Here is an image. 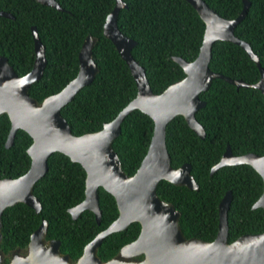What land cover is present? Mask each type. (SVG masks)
I'll return each instance as SVG.
<instances>
[{
  "label": "trees",
  "instance_id": "trees-1",
  "mask_svg": "<svg viewBox=\"0 0 264 264\" xmlns=\"http://www.w3.org/2000/svg\"><path fill=\"white\" fill-rule=\"evenodd\" d=\"M59 9L37 0H0V10L14 16H0V56H5L13 71L22 76L34 58L31 26L37 30L44 47L42 75L27 88V94L39 104L44 97L58 92L77 72V53L87 35L95 39L91 58L96 66L93 79L81 87L60 108L72 134L94 132L111 121L134 97L136 88L125 62L112 41L103 33V24L115 0H55ZM226 20L235 19L243 8L242 0H204ZM245 18L235 27L234 35L246 42L259 60L264 73V0H247ZM126 4L117 15L119 30L136 41L130 51L140 65L150 90L158 94L169 84L184 77L181 67L171 59L178 56L192 61L202 44L205 24L186 0H123ZM209 70L222 76L255 84L259 73L242 48L223 40L215 41ZM204 106L194 112L202 126L199 138L181 115L165 125L164 143L169 164L176 168L188 163L197 189L159 180L155 193L178 212L177 224L185 238L196 237L211 242L217 229V204L224 192L231 198L226 212L227 243L244 234L264 232V211L251 209L261 194L258 174L247 165L224 166L209 174L226 146L233 156L251 153L264 155V99L258 90L235 88L213 78L198 94ZM9 121L0 115V179H15L29 167L26 148L29 135L17 129L9 148L4 144ZM152 133V121L138 109L127 113L119 123V133L112 140L120 168L132 175L144 156ZM84 170L59 152L46 159V171L32 185V194L40 209L16 203L0 215V252L2 264L14 253L25 254L29 235L41 219L46 221L44 238L57 239L59 251L74 262L83 246L117 216L111 194L97 188L100 212L96 224L93 213L82 210L72 218L68 208L84 196ZM139 224L130 222L124 229L106 235L96 249L101 261L115 256L119 248L132 241ZM139 255L137 258H141Z\"/></svg>",
  "mask_w": 264,
  "mask_h": 264
},
{
  "label": "water",
  "instance_id": "water-1",
  "mask_svg": "<svg viewBox=\"0 0 264 264\" xmlns=\"http://www.w3.org/2000/svg\"><path fill=\"white\" fill-rule=\"evenodd\" d=\"M37 1L60 8L55 0ZM186 1L205 24L202 44L192 61H185L178 56L171 57L181 67L184 77L155 94L149 88L143 68L130 54L136 41L124 35L117 26L118 12L126 4L123 0H115L114 7L105 18L103 33L112 41L118 55L128 67L136 92L111 121L103 123L94 132L72 134L59 112L95 75L96 66L91 58L95 39L92 36L87 35L78 50L76 75L58 92L44 97L39 104L27 94L28 86L40 78L45 64L44 47L36 28L31 26L34 58L28 72L18 76L6 57L0 56V115L5 114L9 121L4 147L7 149L11 146L17 129L25 131L31 138L26 148L30 159L28 169L15 179H0V215L6 207L16 203L29 206L34 212L39 211L40 204L32 194V185L45 173L46 159L52 152L62 153L71 161L79 163L85 173L83 199L67 209L72 218L88 209L93 213L95 223H99L98 187L112 195L118 211L116 218L83 246L74 262H71L67 254L59 251L57 239L44 238L46 221L41 219L29 235L25 254H12L7 264H264V232L244 234L231 243L226 241V212L231 198L229 191L224 192L217 204V229L211 242L196 237L185 238L177 224L179 212L171 204L159 199L155 193V186L161 179L188 189H197L189 173L188 163H182L176 168L170 166L164 131L166 123L172 117L181 115L199 138L204 137L203 128L194 118V112L204 106V101L198 98V94L208 88L213 78H220L236 89H256L264 99V73L259 60L250 46L234 35L235 27L246 16L249 2L242 0L243 8L239 15L233 20H226L204 0ZM0 16L14 18L12 14L2 10ZM218 40L232 43L244 50L259 73L255 84L230 79L209 70L207 64L211 58L212 45ZM133 109L150 117L152 133L138 167L132 175L127 176L120 168L111 142L119 133L120 121ZM234 165H247L260 177L261 194L251 209L260 208L264 211V155L247 153L233 156L226 146L219 161L210 167L209 174L221 167ZM133 221L139 224L137 236L122 245L115 256L101 261L96 255V249L102 239L111 232L124 229ZM120 254L132 259L121 260ZM139 255L142 257L137 258Z\"/></svg>",
  "mask_w": 264,
  "mask_h": 264
},
{
  "label": "rangeland",
  "instance_id": "rangeland-1",
  "mask_svg": "<svg viewBox=\"0 0 264 264\" xmlns=\"http://www.w3.org/2000/svg\"><path fill=\"white\" fill-rule=\"evenodd\" d=\"M18 254H21V253H19V252H17ZM119 259H121V260H129V259H132L130 256L128 257V256H125V255H119Z\"/></svg>",
  "mask_w": 264,
  "mask_h": 264
}]
</instances>
